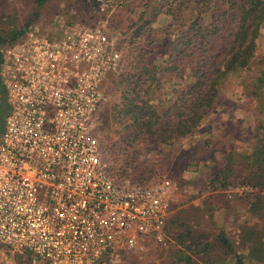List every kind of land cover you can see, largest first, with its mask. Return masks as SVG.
I'll use <instances>...</instances> for the list:
<instances>
[{
    "label": "built area",
    "instance_id": "2783aa9c",
    "mask_svg": "<svg viewBox=\"0 0 264 264\" xmlns=\"http://www.w3.org/2000/svg\"><path fill=\"white\" fill-rule=\"evenodd\" d=\"M0 47V264H101L167 236L179 187L119 176L103 142L106 79L124 56L104 26L58 19ZM102 126V127H101Z\"/></svg>",
    "mask_w": 264,
    "mask_h": 264
},
{
    "label": "trees",
    "instance_id": "16d2710c",
    "mask_svg": "<svg viewBox=\"0 0 264 264\" xmlns=\"http://www.w3.org/2000/svg\"><path fill=\"white\" fill-rule=\"evenodd\" d=\"M50 1L35 0V11L25 25L1 28L0 47L23 39L39 22V11ZM139 5L142 11L136 13L126 42L138 46L140 61L109 76L117 79L115 85L120 93L115 118L131 132L121 136L122 142L117 144L126 143L130 148L146 139L150 147L171 146L191 136L215 112L231 77L251 71L258 61L263 67L253 81L250 95L258 100L260 113L264 114V58H258L264 0H142ZM161 16L169 18L168 23L156 30L154 25ZM173 81L175 87L169 94L168 86ZM8 112L4 104L0 109L1 130ZM255 139L251 153H224L221 166L207 183L214 191L237 186L253 190L249 213L260 221L255 226L242 227L239 240L251 262L264 264V136L256 135ZM108 150L110 159L117 163L119 176L144 179L141 167L133 170L137 160L123 150L120 156L124 159H115ZM147 173L148 178L157 174L153 170ZM219 244L234 256L236 264H245L223 233ZM186 264H194V260L188 258Z\"/></svg>",
    "mask_w": 264,
    "mask_h": 264
},
{
    "label": "rangeland",
    "instance_id": "374dc122",
    "mask_svg": "<svg viewBox=\"0 0 264 264\" xmlns=\"http://www.w3.org/2000/svg\"><path fill=\"white\" fill-rule=\"evenodd\" d=\"M34 1L0 0V29L25 25L35 11ZM141 1L52 0L39 11L41 15L35 26L46 34L56 33L59 18H64L67 24L78 22L88 27L104 26L105 33L124 56L125 70L128 65L140 61L137 58L139 48L126 42V33L136 20V13L142 11ZM168 20L161 16L154 29L160 30ZM145 39L146 36L141 39V45ZM258 47L261 60L264 58V28ZM262 67L258 61L251 71L231 77L219 97L215 112L191 136L171 146L154 144L150 147L146 139L130 148L126 143L117 144L122 142L121 136H128L131 132L115 118L120 101L115 85L117 79H106L104 91L108 103L101 115L104 144L115 159H124L120 156L123 150L133 161L137 160L133 170L141 167L144 176L153 170L157 173L154 175L170 178L177 183L179 193L172 204L164 242L152 243L146 254L121 253L112 261L101 264H186L188 258H192L194 264H236L234 256L226 253L219 244L222 233L244 258L245 264H256L249 260L248 251L239 240L242 227L255 226L260 221L249 213L253 190L237 186L214 191L208 187L207 181L221 166L224 153H251L255 136H264V114L260 113L258 100L250 95L253 81ZM174 87L175 81L168 86L167 93L170 94ZM113 143L117 146L113 147Z\"/></svg>",
    "mask_w": 264,
    "mask_h": 264
}]
</instances>
